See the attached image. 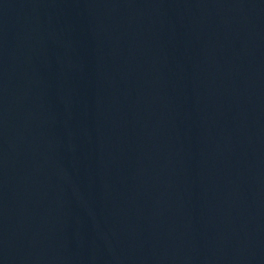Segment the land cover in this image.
Listing matches in <instances>:
<instances>
[{
  "label": "water",
  "instance_id": "obj_1",
  "mask_svg": "<svg viewBox=\"0 0 264 264\" xmlns=\"http://www.w3.org/2000/svg\"><path fill=\"white\" fill-rule=\"evenodd\" d=\"M0 264H264V0H0Z\"/></svg>",
  "mask_w": 264,
  "mask_h": 264
}]
</instances>
